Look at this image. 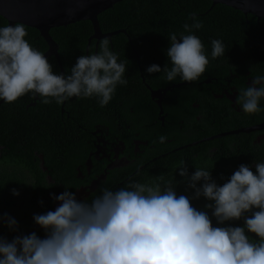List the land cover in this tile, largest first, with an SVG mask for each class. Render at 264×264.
I'll list each match as a JSON object with an SVG mask.
<instances>
[{"label": "clouds", "instance_id": "9594fccd", "mask_svg": "<svg viewBox=\"0 0 264 264\" xmlns=\"http://www.w3.org/2000/svg\"><path fill=\"white\" fill-rule=\"evenodd\" d=\"M83 6L66 9V15H75ZM192 21L183 25L188 34L169 35L166 56L171 67L163 68L169 82L177 76L185 82L197 81L209 64L204 44L192 34L203 24L195 15ZM26 36L21 22L0 27V100L5 103L31 93L45 104L96 97L106 106L117 84L127 82L126 64L109 50L107 38L100 42L98 53L78 56L65 75L54 72L45 54ZM211 48L213 59L225 55L221 40L213 39ZM146 71L159 73L162 68L152 64ZM261 98L264 75H257L240 90L236 102L245 114H254L261 111ZM165 141V136L159 137L160 143ZM254 167L255 171L240 164L221 185L204 168L189 175L181 161L178 174L194 190L191 197L177 194L174 176L167 180L159 176L152 184L131 181L114 191L104 188L91 202L77 199L65 187L58 195L50 194L59 202L55 210L33 215L43 237L36 232L11 241L0 236V264H264V162ZM197 182L202 183L197 186ZM11 192L19 195L17 189ZM201 196L211 202L204 205L211 216L193 206L192 199ZM241 219V226L226 224ZM0 222L17 229V221L7 213Z\"/></svg>", "mask_w": 264, "mask_h": 264}, {"label": "trees", "instance_id": "16d2710c", "mask_svg": "<svg viewBox=\"0 0 264 264\" xmlns=\"http://www.w3.org/2000/svg\"><path fill=\"white\" fill-rule=\"evenodd\" d=\"M211 4L210 0H121L114 3L112 7L100 12L98 21L103 31L125 30L111 37L113 50L110 48L109 50L114 52L115 49L129 47L128 49L132 51L134 56L140 53L143 59L140 63L142 73L146 76V73H148L146 68L156 63L144 60L146 57H150L151 54H155L153 43L156 41L165 43L160 56H166V48L170 44L169 35L176 33L179 37L181 33L188 34L185 32L183 25L185 23L191 25L193 15L203 24L202 28L192 30V34L197 35L198 33L197 36L201 41L203 40V33L208 34L209 31H213L214 34L220 35V39H224L226 43H229L233 39V33L240 32L245 27L243 12L221 3ZM217 23L219 26H214ZM6 24L7 21L0 16V27ZM249 26L256 32V38L261 39L259 33H262V38L264 37V31H262L264 18L259 24L255 20ZM25 27L27 30L25 39L43 53L47 48L43 37L39 35L37 29L27 25ZM201 31L203 32L201 33ZM49 33L58 45V54L62 61L64 74L67 75L70 73L76 58L85 54L87 38L92 33L91 24L88 20H80L65 26L52 27ZM94 42L92 40L88 46L89 54L92 53ZM204 49L207 57H211L210 50L205 47ZM97 51H100V43L97 45ZM123 54L118 56V62L123 60L120 58L123 57ZM47 58L52 64L53 71L59 73L54 56L50 55ZM161 65L163 66L164 63ZM137 66L134 65L135 70L129 76L137 73ZM152 74L150 75L152 76ZM33 97L29 93L13 103L2 102L0 104V166H2L0 169V216L7 213L17 221L15 231L10 230L6 224L0 222V236L9 241L17 235H27L31 232H36L41 237L44 236V230L35 224L33 215L55 210V204L58 201H54L47 194L58 195L65 190V187H68L69 191H74L76 184L70 180H77L76 173L79 170L82 172L86 170L84 165L85 150L91 148L83 140L82 142L77 141L83 134L87 135L90 132V126L96 123L102 124L106 118L109 119L107 123H110L109 114L113 112L111 109L114 108L115 104L109 102V107H97L93 110L88 103L89 101L93 102L92 98L71 97L65 101L64 107L66 108H71L70 102L73 100L77 101V104L73 107L75 110L70 109V116L65 118L68 120L66 127L59 125L61 120L58 118L56 128L62 133L56 141H62L55 149L53 148L52 159L46 161L56 170V172L51 171V174L49 173L51 176L49 181L43 174H37L40 170L37 154L41 153L45 159L50 158L51 155L49 154V146H46L49 142H45V138L39 131H34L28 126V119H31L32 122H34V119H40V111L43 110L41 104L43 98L38 95H36L34 106H26ZM53 102L56 104V111L59 112V104L54 99ZM190 102L187 103L190 105ZM170 108L169 112L172 114L174 111V116L179 111L177 109L179 107L175 103H170ZM142 112V109L134 112L127 111V109L122 111L125 120L132 122L135 130L140 132L137 138L142 137L146 141L144 146H138L136 151L132 143L130 146L125 147L123 153L132 158L135 163L130 162L122 170L121 168H118V170L117 168H108L107 163L113 160V150L110 148L111 146H108L105 152L109 157L101 158L103 159L102 168L107 170L106 177L100 178L95 189L88 187L87 192L89 194L83 200L91 202L94 197L101 194L102 189L107 188L114 191L126 187L131 181L152 184L156 182V178L159 176H163L166 180L172 179L174 176L173 185L177 194L191 197L194 190L188 188L186 180L178 174L177 168L181 161L185 162L189 175L195 171V168H204L210 170L212 178L217 184L221 185L226 182L240 164L243 163L249 166V161L240 162L238 159H231L225 151L227 146L217 147L219 150L212 151L207 144L205 146L185 147L176 146L174 140L160 143L159 137L163 134L161 127L155 129L150 123V118L144 120L142 115L138 116V113ZM173 131H176V135H182L180 130L174 129ZM65 132L67 134L64 137ZM63 138L65 139L63 140ZM126 139L128 140L127 135ZM212 142H216V140H212ZM173 143L175 145H172ZM34 144L36 146H33ZM65 144H68V146H64ZM56 155H59L62 159L56 158ZM44 165L46 166L45 162ZM251 169L255 171V168ZM100 170V167H95L96 175L93 177L98 179V176L103 172V170L102 172ZM35 175H38L36 180L32 178H35ZM200 183L202 182H197V186ZM12 189H17L19 195H13ZM41 201H43L42 204ZM191 202L194 207L208 211L211 216V209L204 208L206 203L211 202L203 196L192 199ZM212 219L215 226V218ZM227 223L233 226H241L243 220ZM249 235L253 239H257L254 234Z\"/></svg>", "mask_w": 264, "mask_h": 264}, {"label": "flooded vegetation", "instance_id": "af4514ba", "mask_svg": "<svg viewBox=\"0 0 264 264\" xmlns=\"http://www.w3.org/2000/svg\"><path fill=\"white\" fill-rule=\"evenodd\" d=\"M244 15L245 27L240 32H234L233 39L229 43H226L224 39H220V35L214 34L213 31H209L208 34L203 33L202 43L205 48L210 50V54L212 50L211 41L219 39L225 46V55L219 56L215 60L212 56L209 57V64L205 72L194 82L182 81L179 76L171 82L164 78L163 68L165 66L170 68L171 62L167 56H160L163 44H165L161 41L153 43L155 54H151L150 57L144 59L156 62L155 64L160 65L162 68L161 72L153 73L152 76L148 73L145 76L142 73L140 63L143 59L140 53L134 56L132 51L128 49L129 47L115 49L114 53L117 56L124 53L123 57L120 58L124 60L126 65L128 64L124 73L127 82L122 85L117 84L114 95L109 101L115 103L114 108L111 109L113 112L109 114L112 123H107L109 119L106 118L102 124L96 123L90 126V132L87 135L83 134L77 141L82 142L83 140L91 147L85 150L84 165L86 170L83 172L79 170L76 173L77 180H70L76 184L73 192L76 193L77 199H83L87 196L89 194L87 188L95 189L100 178L106 177L107 170L102 168L103 159L101 158L109 157L105 152L108 146H111L110 148L113 150V160L107 163V167L117 168V170L121 168L122 170L130 162L135 163L132 158L123 153L125 147L130 146L132 143L136 151L138 146H144L146 143L142 137L137 138L140 132L135 130L132 122L125 120L123 117L122 111L126 109L132 112L142 109L143 112L138 113V116L142 115L144 120L150 118V123L155 129L161 127L163 132L161 136L166 137L165 142L174 140L176 146L185 147L205 146L207 144L212 151L219 150L217 147L227 146L225 151L231 159H238L240 162L249 161L251 168H255V163L264 162V98L259 101L261 111L254 114H245L241 105L236 102L241 89L246 88L255 76L264 75V37L262 38V33H259L261 39L256 38V32L249 26L255 20L259 24L264 17L256 18L249 13ZM252 18L254 19L252 20ZM214 26H219V24L217 23ZM262 28V31H264V27ZM101 31L107 33L113 30ZM113 35L115 34L107 38L111 50H113L111 42ZM105 38L101 37L97 44L95 38L91 39V41H95L91 54L98 53L97 45ZM129 39L131 41V37ZM85 54H89V48H87ZM134 65L137 66V73L129 76L135 70ZM91 98L93 102L89 101L88 103L93 110L97 107L110 106V103L101 106L97 102L98 98ZM35 100L36 97H33L26 106H34L36 104ZM189 101H191L190 105L187 103ZM170 103H175L179 107L177 108L179 111L175 116L174 111L172 114L169 112ZM41 104L43 110L40 111V119H34L35 124L31 119H28V126L34 131H39L45 138V142H49L46 146H49L51 157L45 159L41 153L37 154L40 168L37 174H43L50 181L51 171L56 172V170L46 161L52 159L53 148L55 149L62 141H56L62 133L56 128L58 118L61 120L59 125L66 127L68 120L65 118L70 116V109L75 110L73 107L76 106L77 101L70 102L71 108L64 107L65 101L59 104V112L56 111V104L53 100L49 104L41 101ZM138 125L142 127L141 124L138 123ZM174 129L180 130L182 135H176ZM66 134L65 132L64 137ZM212 140H216V142H212ZM64 146H68V144ZM55 157L62 159L59 155ZM95 167H100L101 172L103 170L98 179L93 177L96 175ZM1 168L2 166H0ZM36 176L38 175L32 178L36 180ZM86 177L87 179H85ZM47 195L50 196V194ZM58 203L55 204V207Z\"/></svg>", "mask_w": 264, "mask_h": 264}, {"label": "water", "instance_id": "95a60500", "mask_svg": "<svg viewBox=\"0 0 264 264\" xmlns=\"http://www.w3.org/2000/svg\"><path fill=\"white\" fill-rule=\"evenodd\" d=\"M121 0H0V16L8 24L21 22L24 25L38 30L47 44L43 52L46 57H55L59 73H64L58 54V45L49 33L50 28L65 26L80 20H88L92 27V34L87 38L86 51L92 38L97 41L101 37L109 38L110 35L124 32L117 29L107 33L101 31L98 14ZM212 3H222L243 14H252L256 18L264 17V0H211ZM78 3H83V8L76 11L75 15L67 16L66 9L77 8ZM86 55V54H85ZM36 97V96H34ZM3 101L0 100V104Z\"/></svg>", "mask_w": 264, "mask_h": 264}]
</instances>
